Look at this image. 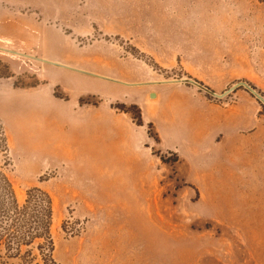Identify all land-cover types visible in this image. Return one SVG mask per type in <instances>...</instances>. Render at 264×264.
Listing matches in <instances>:
<instances>
[{
    "label": "rangeland",
    "instance_id": "obj_1",
    "mask_svg": "<svg viewBox=\"0 0 264 264\" xmlns=\"http://www.w3.org/2000/svg\"><path fill=\"white\" fill-rule=\"evenodd\" d=\"M240 82L264 97V0H0V170L49 196L53 264H264Z\"/></svg>",
    "mask_w": 264,
    "mask_h": 264
},
{
    "label": "trees",
    "instance_id": "obj_2",
    "mask_svg": "<svg viewBox=\"0 0 264 264\" xmlns=\"http://www.w3.org/2000/svg\"><path fill=\"white\" fill-rule=\"evenodd\" d=\"M134 109L131 107L127 112L132 113ZM0 151L4 165H8L7 144L1 127ZM51 217V200L45 192L30 189L24 202L19 203L7 175L0 170V264H35L37 256L43 264H53Z\"/></svg>",
    "mask_w": 264,
    "mask_h": 264
},
{
    "label": "water",
    "instance_id": "obj_3",
    "mask_svg": "<svg viewBox=\"0 0 264 264\" xmlns=\"http://www.w3.org/2000/svg\"><path fill=\"white\" fill-rule=\"evenodd\" d=\"M6 52H9V53H11V54H16V53H14V52H12V51H6ZM50 64L58 66V64H55V63H50ZM178 82H180V81H178ZM181 82H183V83H190V84H192V85L198 87L199 89H201V90L207 92V93L210 94L211 96H214V97H220V96L214 94L213 92L209 91L208 89L202 87L201 85L195 83V82L192 81V80H182ZM236 87H243V88H244L245 90H247L251 95H253V96H254V97H255V98H256L261 104L264 105V97H263L261 94H259L256 90H254L251 86H249L248 84L243 83V82H240V83L236 84L235 86H233V87L231 88V90L235 89ZM149 97H150V98H154V97H155V94L151 93V94L149 95Z\"/></svg>",
    "mask_w": 264,
    "mask_h": 264
}]
</instances>
